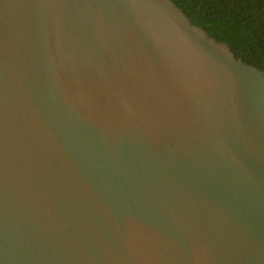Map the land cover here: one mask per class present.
Masks as SVG:
<instances>
[{
	"label": "water",
	"instance_id": "95a60500",
	"mask_svg": "<svg viewBox=\"0 0 264 264\" xmlns=\"http://www.w3.org/2000/svg\"><path fill=\"white\" fill-rule=\"evenodd\" d=\"M0 264H264V70L173 0H0Z\"/></svg>",
	"mask_w": 264,
	"mask_h": 264
},
{
	"label": "trees",
	"instance_id": "16d2710c",
	"mask_svg": "<svg viewBox=\"0 0 264 264\" xmlns=\"http://www.w3.org/2000/svg\"><path fill=\"white\" fill-rule=\"evenodd\" d=\"M193 24L264 70V0H173Z\"/></svg>",
	"mask_w": 264,
	"mask_h": 264
}]
</instances>
